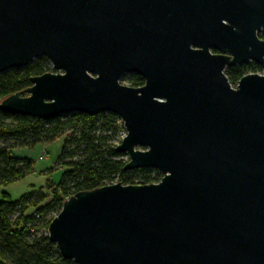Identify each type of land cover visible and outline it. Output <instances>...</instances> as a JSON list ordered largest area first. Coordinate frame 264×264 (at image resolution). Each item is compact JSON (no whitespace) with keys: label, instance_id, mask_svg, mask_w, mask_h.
I'll use <instances>...</instances> for the list:
<instances>
[{"label":"water","instance_id":"95a60500","mask_svg":"<svg viewBox=\"0 0 264 264\" xmlns=\"http://www.w3.org/2000/svg\"><path fill=\"white\" fill-rule=\"evenodd\" d=\"M262 35L264 0H0V74L40 58L55 72L0 111L114 114L125 171L162 174L67 199L48 228L64 260L264 264ZM248 62L263 74L233 88L227 68Z\"/></svg>","mask_w":264,"mask_h":264},{"label":"trees","instance_id":"16d2710c","mask_svg":"<svg viewBox=\"0 0 264 264\" xmlns=\"http://www.w3.org/2000/svg\"><path fill=\"white\" fill-rule=\"evenodd\" d=\"M260 71L250 63L228 69L226 76L236 86L243 76ZM47 73L55 72L46 58H40L26 68L0 74V101L27 90L32 78ZM144 83L140 76L128 80L132 88ZM125 135L121 119L111 113L94 117L73 114L43 121L0 111V185L17 182L33 169V162L17 158L14 150L34 149L65 137L58 159L63 174L49 197L29 193L14 202L7 195L0 198V264H75L62 258L47 234L67 199L118 183L139 186L161 181L157 170L125 171L128 156L117 152ZM30 209L33 212L27 216ZM41 231L45 234L39 236Z\"/></svg>","mask_w":264,"mask_h":264},{"label":"rangeland","instance_id":"374dc122","mask_svg":"<svg viewBox=\"0 0 264 264\" xmlns=\"http://www.w3.org/2000/svg\"><path fill=\"white\" fill-rule=\"evenodd\" d=\"M129 79L130 77L124 78L121 84L128 86ZM64 140L65 137H60L52 144L39 145L34 149L25 148L14 150L13 154L17 158L31 160L33 162V169L25 178L17 182L0 185V198H4L7 195L14 202L29 193H42L49 197L63 174V170L58 164V159L62 152ZM138 149L142 150L140 148ZM125 160L130 159L126 157ZM32 212L33 209H30L26 215L28 216ZM44 234L45 232L41 231L38 235L41 236Z\"/></svg>","mask_w":264,"mask_h":264},{"label":"flooded vegetation","instance_id":"af4514ba","mask_svg":"<svg viewBox=\"0 0 264 264\" xmlns=\"http://www.w3.org/2000/svg\"><path fill=\"white\" fill-rule=\"evenodd\" d=\"M212 54H218V53H217L216 51H212ZM250 63H253V62H248V63H245V64H243V65H239V66L231 67V68L242 67V66H245V65L250 64ZM254 64H255V63H254ZM255 65H257V64H255ZM257 66H259V65H257ZM259 67H260V66H259ZM260 68H261V67H260ZM228 69H230V68H227V70H228ZM227 70H226V72H227ZM262 72H263V68H261V71H260V72H258V73H252V74H261ZM248 75H249V74H248ZM132 76H137V75H128V76H126V77H132ZM245 76H246V75H245ZM126 77H125V78H126ZM243 77H244V76H243ZM243 77H242V78H243ZM242 78H241V79H242ZM241 79H240V80H241ZM229 82H230V81H229ZM238 83H239V82H238ZM230 84H231V83H230ZM237 85H238V84H237ZM237 85H236V86H237ZM231 86H232L233 88L236 87V86H233L232 84H231Z\"/></svg>","mask_w":264,"mask_h":264},{"label":"built area","instance_id":"2783aa9c","mask_svg":"<svg viewBox=\"0 0 264 264\" xmlns=\"http://www.w3.org/2000/svg\"><path fill=\"white\" fill-rule=\"evenodd\" d=\"M125 136H126V135H125ZM125 136L122 137V140L124 139Z\"/></svg>","mask_w":264,"mask_h":264}]
</instances>
